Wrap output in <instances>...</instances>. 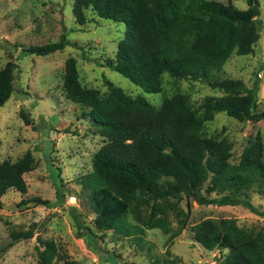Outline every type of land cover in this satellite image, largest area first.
I'll use <instances>...</instances> for the list:
<instances>
[{"label": "trees", "instance_id": "trees-1", "mask_svg": "<svg viewBox=\"0 0 264 264\" xmlns=\"http://www.w3.org/2000/svg\"><path fill=\"white\" fill-rule=\"evenodd\" d=\"M246 3L247 8L239 9L215 0H74L72 11L79 24L87 21L89 10L94 16L126 25L113 58L105 60L106 68L146 94L163 92L165 74L176 85L173 94L164 95L156 107L145 96L132 97L106 78L107 91L85 85L76 58L66 59L61 83L64 97L88 108L89 120L103 137L92 156L91 171L82 176V184L91 191L92 226L84 224L83 214L72 208L77 237L94 234V230L140 235L143 228H158L172 240L189 216L179 204L184 198L200 205H242L258 213L251 194L264 195L260 135L250 139L238 161L232 162V142L202 134L205 122L221 112L242 123L264 120V110H258V76L251 86L241 79L219 77L233 55L252 54L260 38L255 24L259 0ZM68 33L62 32L53 42L22 47L19 55L48 56L67 45L77 47L67 39ZM17 68L10 60L0 69V106L14 92ZM182 80L204 82L221 94L205 95L196 105L178 87ZM33 165L30 150L14 162L0 161V197L10 189L26 192L23 174ZM63 196L58 185L54 201L34 196L22 198L15 207L62 206ZM170 213L178 221L174 230L169 227ZM191 231L193 240L206 250L226 251L218 264H264L262 229L223 218L204 219ZM31 236L30 231H11L0 240V256ZM38 241L37 264H56L62 255L55 242ZM169 260L178 264V259Z\"/></svg>", "mask_w": 264, "mask_h": 264}, {"label": "rangeland", "instance_id": "rangeland-1", "mask_svg": "<svg viewBox=\"0 0 264 264\" xmlns=\"http://www.w3.org/2000/svg\"><path fill=\"white\" fill-rule=\"evenodd\" d=\"M215 1L247 8L246 0ZM73 2L0 0V69L10 60L18 65L14 92L0 106V161L14 162L27 150L34 158L33 168L23 174L26 192L10 189L0 197V240L7 239L11 231H30L32 236L10 247L0 256V264H37L39 239L55 242L62 255L56 264H169V259H178V264H218L226 251L206 250L193 240L192 227L204 219L232 218L240 226L264 231V195L251 194L258 213L242 205H200L192 198H184L179 204L189 216L185 227L172 240L158 228H143L140 235L94 230V234L77 237L72 208L83 214L84 224L92 226L91 191L82 184V176L91 171L92 156L103 144V137L89 120L88 108L64 97L61 83L66 59L76 58L85 85L107 91L106 78L132 97L145 96L156 107L164 95L173 94L176 85L165 74L163 92L146 94L121 74L106 68L105 60L113 58L126 25L94 16L89 10L87 21L79 24L73 15ZM255 24L260 38L254 52L233 55L219 77L241 79L251 86L258 76V110H264V0H259ZM65 31H69L67 39L77 47L67 45L48 56L19 55L22 47L56 41ZM178 87L196 105L205 95L221 94L201 81L182 80ZM202 134L227 138L233 145L231 161L237 162L243 147L256 134L264 143V120L242 123L221 112L205 122ZM58 185L64 193L62 206L15 207L22 198L34 196L54 201ZM128 220L134 223L131 218ZM169 221L170 229H176L178 221L171 213Z\"/></svg>", "mask_w": 264, "mask_h": 264}]
</instances>
